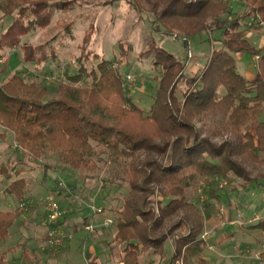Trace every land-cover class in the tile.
<instances>
[{"label":"trees","instance_id":"1","mask_svg":"<svg viewBox=\"0 0 264 264\" xmlns=\"http://www.w3.org/2000/svg\"><path fill=\"white\" fill-rule=\"evenodd\" d=\"M74 1L63 0L61 5L69 6ZM215 2L220 5L214 9ZM244 2L245 17L232 20L219 17L233 14L232 5L224 0H163L161 14L151 10L155 17L151 30L168 37L181 33L186 49L193 37L208 29L205 21L209 16L216 21L213 31L220 34L216 39L221 44L212 51L200 78L186 75L185 59L153 44L144 57H152L160 79L147 113L127 97L123 65L99 57L89 70L81 61L73 73H66V80L60 82L51 99H46L48 89L44 84L27 79L23 73L1 82L0 137L5 141L11 135L13 144L8 147L14 146L17 156L1 165L0 173L7 179L13 173L21 175L23 167L10 169L9 165H23L27 160L42 165L47 173L43 160L48 153L57 155L62 170L79 174H92L109 163L118 165L102 182L104 189L122 195L120 205L112 211L115 233L109 243L112 249L121 250L120 262L140 264V257L148 251L163 257L171 238L175 251L165 264H177L180 259L188 264L189 258L200 254L201 246L206 245L201 238L202 224L192 225L180 214L189 206L195 207L186 196L192 183L198 178L215 177H239L249 183L264 177H250L243 165L246 155L252 161H264V46L257 47L247 38V31L260 26L244 22L251 17L264 21V0ZM58 5L48 0H3L0 23L10 22L0 35V59L20 47L22 61L28 65L40 66L57 58L51 55L54 48L49 51L43 45L21 44L33 30L50 26L53 8ZM238 53L260 57L254 80L238 72ZM3 73L0 67V77ZM194 82L195 88L189 90ZM181 84L188 86L180 89ZM127 104L130 110L122 108ZM209 111L226 112L239 136L221 146L202 138L192 121ZM28 183L27 177H20L4 191L20 205L35 198ZM20 209L0 210V247L21 218ZM15 250L0 249V264L25 261L8 259ZM30 251L22 248L26 261L41 264L35 250ZM196 264L211 263L200 257Z\"/></svg>","mask_w":264,"mask_h":264},{"label":"rangeland","instance_id":"2","mask_svg":"<svg viewBox=\"0 0 264 264\" xmlns=\"http://www.w3.org/2000/svg\"><path fill=\"white\" fill-rule=\"evenodd\" d=\"M48 1L59 4L57 8H53L50 26L33 30L22 40L21 46L43 45L49 51L54 48L56 51L51 55L57 58L40 66L28 65L22 61L20 47L6 53V61L0 63V67L4 69L0 83L15 73H23L27 79L44 84L48 89L46 99L56 96L60 82L66 80L65 74L73 73L77 65L81 66V61L89 70L99 57L98 60L105 59L114 61L116 65H123L121 72L127 76L131 75V80L125 76L127 97L133 99V103L147 113L156 96L160 79V71L153 66L152 57H144L153 44H160L168 52L185 59L188 62L186 75L199 78L212 51L221 44L216 39L220 38V34L213 31L216 21L208 15L207 19L205 18L208 29L201 36L190 40L189 49L185 48L184 37L179 32H175L178 35L173 37L155 34L150 28L152 20L155 19L151 10L161 14L163 0H75L69 6L61 5L63 0ZM224 1L230 2L233 14H221V19L245 17L244 0ZM2 2L3 0H0V6ZM219 5L215 2L214 9ZM9 22L10 19H7L3 25L0 23V35ZM244 22L260 26L247 31L250 43L257 47L264 44V21L259 17H251ZM69 24V28L65 29ZM155 26H158L157 23ZM161 26L163 28V25ZM243 28L247 29L245 26ZM81 48L86 51L82 52ZM235 57L240 74L247 78L248 71L257 74L259 64L255 66L254 55L238 53ZM196 82L190 86L181 84L180 89H186L188 86L189 90H193ZM179 96L182 98L181 94ZM122 108L130 110L128 104ZM232 122L223 111H209L201 114L199 118L197 115L192 121L194 126L200 129L202 138H207L218 146L239 136V131ZM2 131L0 126V134ZM4 142L5 145H0V166L8 163L9 158L14 160L17 156L14 146L7 147L13 144L11 135ZM245 158L243 165L250 177H263L264 161H252L247 155ZM262 158L264 159V155ZM43 164L47 166V173L42 165L29 160L23 165L10 163V169L15 166L24 168L21 175L13 173L7 179L0 173V210L20 207L17 200L4 191L9 183L20 177L29 179L28 189L35 195L32 201H23L25 206L20 207L21 218L11 228L10 237L0 249L15 247V252L9 257L15 256L18 259L22 254L19 244L25 237L32 235V231L27 228L30 220L38 227L41 238H46L47 241L46 246L29 242V246L36 249V256L42 264H89L93 254L105 264H111L119 256L121 258V250L109 246L115 226H106L105 223L114 220L112 211L120 205L122 195L114 189H104L102 182L108 172L116 170L118 165L109 163L102 170L92 174H79L62 170L63 166L57 155L49 153ZM60 182H65L66 188H62ZM72 184L75 185L74 188L70 186ZM186 194L195 207L189 206L180 214L189 218L192 225L198 222L202 224L201 238L206 241V245L201 246V253L189 258L188 264H196L200 257L208 259L211 264H264V177L249 183L239 177H215L207 180L198 178L187 189ZM49 196L55 198L62 213L56 227L63 234L71 236L59 244L49 242L50 229L45 209ZM254 218L257 219L253 220ZM176 219L177 217H174L173 220ZM24 222L26 223L22 226ZM86 225L94 226V230L86 231ZM174 251L175 244L170 238L163 257L148 251L140 257V264H165ZM54 255L56 257H53ZM176 262L186 264L184 259ZM16 264L24 262L21 263L20 260L16 261Z\"/></svg>","mask_w":264,"mask_h":264},{"label":"built area","instance_id":"3","mask_svg":"<svg viewBox=\"0 0 264 264\" xmlns=\"http://www.w3.org/2000/svg\"><path fill=\"white\" fill-rule=\"evenodd\" d=\"M260 57L258 55L254 56V61H255V66L258 64ZM6 61V56L0 59V63H4ZM128 80H131V75L127 76ZM59 185L62 188H66V183L65 182H60ZM25 203H21L20 207H24ZM45 209L47 211V215H48V220H47V224L48 227H50V231H49V242L50 243H57L59 244L63 239L65 238H71V236H67L65 233L63 234L60 229H58L56 227V224L58 222V220L61 218V211H60V207L58 205V203L56 202L55 198L53 196H49L46 200L45 203ZM112 224V220H108L105 225L109 226ZM84 229L86 231H93L94 230V226L92 225H86L84 226ZM204 239V238H203Z\"/></svg>","mask_w":264,"mask_h":264},{"label":"crops","instance_id":"4","mask_svg":"<svg viewBox=\"0 0 264 264\" xmlns=\"http://www.w3.org/2000/svg\"><path fill=\"white\" fill-rule=\"evenodd\" d=\"M262 46H264V44H261L260 45V47H262ZM9 58V57H8ZM257 72H258V69H257ZM247 75H248V79L249 78H251L250 80H254L256 77H257V74H254L252 71H248L247 72ZM247 78V77H246ZM254 78V79H253ZM2 141H0V145H5L4 143V140H3V138H0ZM7 146V145H6ZM8 147V146H7ZM3 154V153H2ZM0 156H1V153H0ZM30 192V191H29ZM31 195H33L32 193H30ZM33 196H35V195H33ZM35 199V198H34ZM36 201V200H35ZM34 201V202H35ZM255 219H257V218H254L253 220H255ZM26 222H24V223H22V226L25 224ZM29 227H27V226H25V227H27V228H29L32 232H30L32 235H31V237H25L24 239V241L22 242V243H20L19 245L22 247V248H25L26 250H27V252L29 253V251L30 250H35V253H36V249H34V248H31L30 246H29V242L30 241H32V242H38L41 246H46V243H47V241H46V238H41V236H40V232H39V229H38V227L36 226V225H33L34 223H32V221H30L29 220ZM33 228V229H32ZM49 229H50V227H49ZM50 231V230H49ZM48 233V231L46 230V234ZM9 249V248H8ZM15 252V251H14ZM13 251L12 252H10L9 253V255H8V259L9 260H11V261H15L16 259H17V257H15V256H12V257H9L10 255H11V253H14ZM31 252V251H30ZM24 255H23V253L20 255V257L18 258V259H23V260H25V261H23L24 262V264H33V263H31V262H27L26 260V258L25 257H23ZM53 257H56L55 255L53 256ZM38 259V258H37ZM120 256H119V258L117 259V260H113V262L111 263V264H122L121 262H120ZM15 263H16V261H15ZM22 263V262H21ZM41 263V262H40ZM42 264V263H41ZM89 264H105L104 262H101V261H99V258L97 257V256H95L94 254H93V256H92V259H91V261L89 262Z\"/></svg>","mask_w":264,"mask_h":264}]
</instances>
